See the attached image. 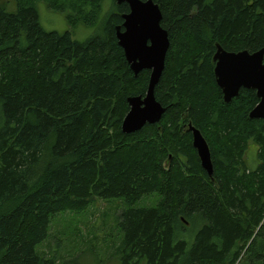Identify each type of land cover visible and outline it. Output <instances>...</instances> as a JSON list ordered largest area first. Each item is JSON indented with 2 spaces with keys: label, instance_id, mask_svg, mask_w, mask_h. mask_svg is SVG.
<instances>
[{
  "label": "trees",
  "instance_id": "trees-1",
  "mask_svg": "<svg viewBox=\"0 0 264 264\" xmlns=\"http://www.w3.org/2000/svg\"><path fill=\"white\" fill-rule=\"evenodd\" d=\"M37 1L0 6V264H88L37 247L57 215L99 199L128 206L117 264H264L259 99L241 89L225 103L213 61L217 45L264 48V0H153L171 43L155 93L167 110L134 134L122 132L128 99L145 96L150 71L135 76L119 46L128 5L43 0L71 28L95 29L79 41L46 31ZM190 127L208 143L212 176ZM154 194L155 206L134 207Z\"/></svg>",
  "mask_w": 264,
  "mask_h": 264
},
{
  "label": "water",
  "instance_id": "water-1",
  "mask_svg": "<svg viewBox=\"0 0 264 264\" xmlns=\"http://www.w3.org/2000/svg\"><path fill=\"white\" fill-rule=\"evenodd\" d=\"M116 3L129 7V13L123 16V25L117 27L118 43L126 60L135 76L150 71L146 95L128 99L130 109L123 121L122 132L134 134L146 125L161 122L166 113L167 109L157 101L155 93L171 43L168 31L162 26L163 14L158 3L153 0H116ZM213 61L216 83L224 102L230 103L238 97L241 89L254 90L259 102L250 118L264 119V48L252 53L247 50L229 52L217 45ZM190 130L201 165L212 176L214 165L208 143L199 130L193 127Z\"/></svg>",
  "mask_w": 264,
  "mask_h": 264
},
{
  "label": "rangeland",
  "instance_id": "rangeland-1",
  "mask_svg": "<svg viewBox=\"0 0 264 264\" xmlns=\"http://www.w3.org/2000/svg\"><path fill=\"white\" fill-rule=\"evenodd\" d=\"M0 6L14 9V0H0ZM109 7L106 1L104 12ZM37 9L40 23L46 31L59 33L71 31L73 38L79 41H84L95 33L94 28H88L82 23L76 28H71L65 15L49 9L43 0L37 1ZM249 156L252 157V154L249 153ZM156 199H158L156 194L149 195L138 201L134 207L155 206ZM126 209L128 206L123 199L110 201L99 199L82 213L59 214L52 221L49 239L39 245L37 250L59 258L84 254L88 264H117L115 256L112 258V255L123 235L117 219Z\"/></svg>",
  "mask_w": 264,
  "mask_h": 264
}]
</instances>
